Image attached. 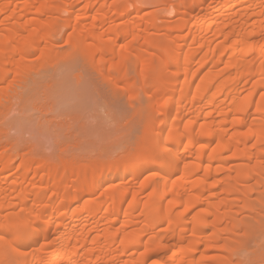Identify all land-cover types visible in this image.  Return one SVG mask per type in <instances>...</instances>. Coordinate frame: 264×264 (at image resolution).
<instances>
[{
    "label": "bare ground",
    "instance_id": "6f19581e",
    "mask_svg": "<svg viewBox=\"0 0 264 264\" xmlns=\"http://www.w3.org/2000/svg\"><path fill=\"white\" fill-rule=\"evenodd\" d=\"M15 1L0 0V14L16 15L17 20L31 15L43 16L55 11L53 1L62 0H42L35 7L23 2L16 14L10 10ZM84 1L87 2L86 8L96 5L95 2ZM155 2L150 0L149 5ZM140 6L133 5L123 11L138 12ZM74 8L75 4L71 3L64 12L71 15ZM184 8L183 11L180 8L175 11L179 15L175 35L162 33L168 28L157 23L154 15L144 22L126 19L110 26L104 33H99L93 22L73 25L66 41L89 60L99 65L107 63L112 72L123 78L124 74L119 71L120 63L126 60L138 63L140 79L151 90H148L151 94L148 98L151 103L154 101L162 118L152 129V139L148 136L140 139L138 149L131 155V162L122 161L113 168L110 165L107 168L103 160H95L90 173L94 179L86 184L84 178L89 174H81L77 165L53 167L42 161L41 168L52 176L69 175L70 184L64 179L53 178L50 194L29 191L21 182H14L11 192L15 194L10 197L0 191V210L13 208L19 203L22 209L19 213H10V216L0 215V264L10 258H14V264H233L230 255L235 256V264H264L257 257V252L264 251V240L256 235L258 221L263 216L238 222L241 234L235 245L221 241L232 232L227 225L221 227V224L230 223L233 228L235 222L227 213L231 206L228 199L219 198L188 217L205 193L207 198L204 201L216 195L211 194V188L219 182L212 184L206 180L213 165L215 171H222L227 152L232 150V157L242 158L244 154L239 149L240 144L250 139L264 142V0H194ZM236 16L235 21L233 18ZM33 21L37 23L33 28L28 27V22L15 21V24L0 29V83L11 73L19 74L28 67L29 50L38 51L45 58L53 55V34L57 22L53 19ZM148 28L162 37L151 36ZM222 38L223 41L217 42ZM227 54L225 62L223 58ZM196 60L199 67L197 65L194 69ZM222 63L225 65L223 70L205 71L195 84L208 64L217 67ZM164 68L165 72L162 71ZM156 73H160V77H156ZM249 82H252V87L245 100L231 98L228 111L233 113L231 120H237L242 132L230 134L224 125L229 116L225 110L217 114L221 116L219 127L210 121L213 119L212 111L221 105L217 106L216 97L238 94L242 90L238 92L239 86ZM258 91L262 92V103L255 107L257 117L251 128L243 131L251 97ZM192 92L194 95L191 96ZM206 98L205 106L211 110L207 116L211 119L202 125L200 133H195L193 126L201 119L202 106L199 103ZM188 102L194 107V118L182 127L183 119L179 116L184 114ZM149 120H153L152 117ZM208 139L212 141L206 144ZM181 145L184 146L183 153L178 152ZM136 159L140 160L139 164L134 161ZM33 160L20 161L18 167L25 169L24 175L31 171L28 167ZM12 166L6 150H0L1 169ZM33 170L35 172L36 169ZM149 170L153 171L141 183V189L148 190V200L144 204L137 202L136 191L109 189L97 202H84L71 209L74 203L107 181L125 174L130 175L131 181H136ZM96 172L98 175L94 177ZM199 172L204 173L203 176L193 179ZM262 173V168H258L254 176L259 177ZM71 186L76 192L72 196L69 195ZM222 189L225 195L238 191L231 184L224 185ZM239 194L247 200L246 193ZM128 198L130 201L124 208ZM29 199L34 202V207L28 205ZM245 200L243 208L250 209ZM101 209L103 216L98 217ZM137 209H140L138 216L134 215ZM100 219L106 226L99 233ZM86 228L88 232L84 234ZM206 228L211 232L207 234ZM90 231L98 234L89 240L87 235ZM187 233L189 238H186ZM54 234L58 235L56 242L48 241ZM40 239L44 243L39 247ZM89 244L92 246L87 248Z\"/></svg>",
    "mask_w": 264,
    "mask_h": 264
},
{
    "label": "rangeland",
    "instance_id": "374dc122",
    "mask_svg": "<svg viewBox=\"0 0 264 264\" xmlns=\"http://www.w3.org/2000/svg\"><path fill=\"white\" fill-rule=\"evenodd\" d=\"M40 1L42 0H17L10 10L16 14L19 12V6L21 5L20 8L23 6L21 3L26 2L35 7ZM88 1L95 2L96 5L92 8H86L87 2L84 0H62L53 1L52 3L56 5L54 6L55 11L43 16L31 15L17 20L16 15L0 14V29L15 24V21L18 23L28 22V27L31 28L37 24L33 21L34 19L42 21L53 19L57 22L53 34V55L45 58L40 56L38 51L27 50L29 60L26 63L28 67L19 74L11 73L0 83V150H6L8 161L13 162V166L9 169L2 170L0 167V180H2V182L0 181V191L9 197L15 194V192H11L14 182H21L23 188L29 191H44L46 194H50V183L53 178L54 180L64 179L66 183H69V175L52 176L41 168L42 161L53 167L67 168L69 164L77 165L81 174H89L84 178V184L94 179L90 177V173L93 170L95 160H103L105 167L108 166L107 168L109 165L110 168H113L116 163L121 164L122 161L131 162V155L133 156L135 150L138 149L137 145L139 146L140 139L144 136L152 139V129L162 118L156 111L154 101L151 103V99H149L150 96L148 95L151 94L148 93V90L150 88L147 87L148 85L145 86L140 79L141 70L137 62L126 60L120 63L119 71L124 74L125 77L123 78L112 72L107 63L99 65L96 61L84 57L79 49L76 50L70 46L66 40L72 33L73 25L77 22H93L97 31L104 33L110 26L120 24L126 19L134 18L138 22H144V19L147 20L153 15L157 23L168 28L162 33L167 32L175 35L177 33L175 28L179 24L177 20L179 15L175 11L179 8L183 11L184 7H187L194 0H156L154 5H149L150 0ZM145 2L148 3L144 4ZM71 3L75 4V8L71 15H67L64 9L68 8ZM216 4L217 2L213 6ZM133 5H139L140 11L124 13L123 9L132 8ZM236 19L237 16L233 18L235 21ZM237 22L239 23V20ZM65 24L67 27H64ZM142 28L144 27L142 26ZM147 32L153 37H162L152 28H148ZM221 41L223 38L217 42ZM120 44H123V41H120ZM141 48L145 49L144 46ZM227 57L228 54L223 58L225 62ZM197 60L194 63V69L197 65L199 67ZM222 64H217V67L208 64L197 77L195 84H198L197 82L200 81L204 73L223 70L225 65ZM164 70L165 68L162 71L165 72ZM232 71L234 73V70ZM160 73H156L155 76L160 77ZM252 82L239 86L238 92L239 89L242 90L238 94L217 96V106L221 105L217 109L212 108V110H216L212 111L213 119L207 116V113L211 111L205 106L207 98L202 100L199 103L202 106V111L200 110L201 113L199 114L201 119L199 118L200 121L193 126V132L198 133L199 131L200 133L201 130L199 129L203 127L204 123L209 122V119H211L210 121L213 120L219 127L218 121H221L219 120L221 116H217V114L223 110L229 113L228 119L224 123L227 132L230 134L242 132L237 120H231L233 113L229 112L228 109L232 101L231 98L238 100L247 98L249 93L247 91L251 89ZM261 93L258 91L251 97V105L243 131L251 128V123L257 117L254 110L257 105L262 103ZM192 95H194L193 92ZM191 96L190 98H192ZM186 106L182 117L179 116L183 119H180L182 120V127L193 120L195 113L194 107L190 106L189 102ZM151 117L153 120H149ZM211 141L208 139L206 144ZM239 149L244 154L242 158L232 157V150L227 152L224 159V170L217 172L213 165L209 179L206 178L209 183L219 182L215 184L216 186L214 185V188H211V194H216L215 197L204 201L203 199L207 198L205 193L196 208L191 210L190 214L188 213V217H190L200 208L209 207L213 201L219 198L228 199L231 206L227 213L234 218L235 222L233 228L230 223L223 222L221 224V227L227 225L232 229V232L227 235V239L223 238L221 241L222 243H234V245L241 234L238 222L256 216H263L258 221L256 235L260 240H264V142L250 139L245 144H240ZM183 150L184 146H179L178 152L183 153ZM206 152L208 151L206 150ZM27 158L34 160L28 167L31 171L24 175L25 169L18 167V165L22 159ZM134 161L139 164L140 160ZM258 168H262L263 173L256 177L254 173ZM33 169H36L35 172ZM152 171L144 172L136 181H131L129 174L107 181L100 188L84 196L78 203H74L71 209L82 205L84 202L89 201L91 204L94 201L97 202L98 198L109 189L136 191L138 192L137 202L142 205L148 200V190H142L141 183ZM201 172L195 174L197 176H194L193 179L201 178L204 174ZM96 174L98 175V172L94 173L93 176H97ZM41 176H43L42 180ZM248 176L250 179L245 180L244 178ZM227 184L233 185L239 192L246 193L247 200L243 199L238 191L225 195L222 188ZM74 194H76L75 189L71 186L69 195ZM56 199L59 200V197ZM128 199L124 208L130 201V198ZM243 200L250 204V209L243 208ZM33 203L32 199H29L28 205L34 207ZM7 204L4 207H7ZM20 211L22 209L19 203L13 208L0 210V215L6 217L10 216V213H19ZM139 211L140 209H137L134 215H139ZM102 216L103 209L98 212V217ZM99 221L98 231L100 233V229L106 225L103 226L102 223L104 222L101 219ZM118 225L122 224L119 223ZM87 228L90 230V227ZM87 228L84 230V234L88 232ZM205 231L208 234L211 229L206 228ZM90 232L87 235L89 240L95 233L98 234V232ZM57 236V234L51 235L48 241L55 243ZM189 237V233H187L186 238ZM39 241L40 247L44 241L42 239ZM90 245H87V248L92 246ZM257 257L264 261V251L257 252ZM230 259L235 264V256L230 255ZM2 263L14 264V258L3 260Z\"/></svg>",
    "mask_w": 264,
    "mask_h": 264
}]
</instances>
